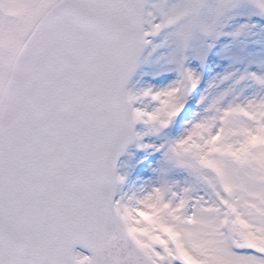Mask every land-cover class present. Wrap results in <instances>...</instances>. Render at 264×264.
Masks as SVG:
<instances>
[{
  "label": "snow or ice",
  "instance_id": "1",
  "mask_svg": "<svg viewBox=\"0 0 264 264\" xmlns=\"http://www.w3.org/2000/svg\"><path fill=\"white\" fill-rule=\"evenodd\" d=\"M0 264H264V0H0Z\"/></svg>",
  "mask_w": 264,
  "mask_h": 264
}]
</instances>
